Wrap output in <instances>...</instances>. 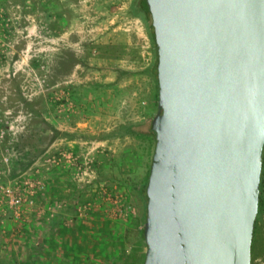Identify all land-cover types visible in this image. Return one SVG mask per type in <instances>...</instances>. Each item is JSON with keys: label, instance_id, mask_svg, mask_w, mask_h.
I'll use <instances>...</instances> for the list:
<instances>
[{"label": "rangeland", "instance_id": "obj_1", "mask_svg": "<svg viewBox=\"0 0 264 264\" xmlns=\"http://www.w3.org/2000/svg\"><path fill=\"white\" fill-rule=\"evenodd\" d=\"M135 3L0 0V183L22 175L45 181L18 215L0 198V259L17 256L21 235L40 240L21 227L47 226L55 215L60 221L51 230L80 229L83 242L76 241L88 258L81 264H106L105 251H114V264H136L143 253L137 190L152 142L111 133L119 123L147 121L155 109L153 46ZM62 151L71 153L70 164H52ZM255 218L249 263L264 264V209Z\"/></svg>", "mask_w": 264, "mask_h": 264}, {"label": "water", "instance_id": "obj_2", "mask_svg": "<svg viewBox=\"0 0 264 264\" xmlns=\"http://www.w3.org/2000/svg\"><path fill=\"white\" fill-rule=\"evenodd\" d=\"M156 55L142 264H249L264 0H140Z\"/></svg>", "mask_w": 264, "mask_h": 264}, {"label": "trees", "instance_id": "obj_3", "mask_svg": "<svg viewBox=\"0 0 264 264\" xmlns=\"http://www.w3.org/2000/svg\"><path fill=\"white\" fill-rule=\"evenodd\" d=\"M135 6L139 12L138 13L139 16L146 23V26H147L148 31H149L151 43L153 46V59H152L151 64L149 66V71H150L151 77H152L153 82H154L153 90H152L153 91V93H152V105H153V107H155V101H156V73H155L156 55H155L154 44H153L152 29L150 26V16H149V12L143 8L140 0H136ZM150 118L151 117H149V119L147 121L139 120V121H126L123 123H119L114 129L111 130V133L116 135V136L133 135V136H137V137H144L147 140H150L152 142L151 147L153 148L154 138H153V135L149 129ZM263 152H264V144H263L262 150H261V169H260V176H259V183H258V198H257V209H256L257 215L260 214L262 212V210L264 209V155H263ZM150 159H151V155L149 157V161H148V164H147V167L145 170V174L142 178V182H141V184L137 190L139 195L141 196V198L143 200V209L145 208V206H144V201H145L144 186L146 183V176H147V172H148V168H149V164H150ZM143 217H144V210L142 213V222H143ZM58 221H60V218H58L56 215L51 217L47 223V225L49 227L48 231H50V229H52L55 225L57 226ZM142 226H143V223H142L141 227L139 228V235H140L141 239H143ZM91 227H95V225L91 226ZM58 228L59 229H58L57 235L59 234L58 237H60V238L59 239H53V236L48 238V239H52V242L54 244L59 243L61 246L60 250L58 251V254L57 255L54 254V256H53V259H54L53 263L54 264H70V263L81 264V260H87L88 258L86 256V254L83 253L84 251L82 249L83 247H85V245H83V244L81 245V243H78L76 241V238H77L79 241L83 242L82 237L80 236L81 232L80 233L78 232V231H80L78 226H75V227L69 229V231H66L64 233H63V229H60V228H62L61 225H59ZM116 228H117V226L112 227L110 229V231L108 232V234L110 236L109 237L106 236L110 243L112 242V238L117 236V229ZM20 229L22 230V233H24L26 235L27 234L31 235V233H32V235H34L35 229H36L35 222L31 225V227L23 226ZM88 229H90V228H88ZM255 229H256V218L254 219V222H253L252 232H254ZM92 230H93V228H92ZM67 232L69 233L70 236L73 237V243L74 244L72 246L70 245V243H66ZM90 233H91V237H93V238H94V236L95 237L97 236V232H95V231H92ZM87 234H88V232L85 233L86 236H88ZM23 237L25 238V241H23V243L27 244L29 248H32L34 241L32 243L31 240H28L29 238L21 235V238H23ZM91 237H89L87 242L92 243ZM101 239H102V242H104L106 240L104 237ZM97 245L99 247V248L97 247L99 249V254H103L104 249L100 246L99 243ZM94 248H96V247H94ZM55 250H58V249H55ZM113 252H111V251L106 252L105 251V255L104 254L102 255L103 259L107 258L106 264H114L115 258H114V256H112ZM28 259H30V260H28ZM142 259H143V253L141 254V256H140V258L136 264H142ZM45 261H46L45 264H53L52 262H49L48 260H45ZM100 262H101V260L97 261L95 258H93L92 260H90L86 264H103V261L101 263ZM38 263H39V261H38L37 257H35V252L32 255H29L28 258H24V256H22V254L18 253L14 259H12V258L7 259V260L4 258L0 259V264H38ZM39 264H41V263H39Z\"/></svg>", "mask_w": 264, "mask_h": 264}, {"label": "built area", "instance_id": "obj_4", "mask_svg": "<svg viewBox=\"0 0 264 264\" xmlns=\"http://www.w3.org/2000/svg\"><path fill=\"white\" fill-rule=\"evenodd\" d=\"M64 156V159L61 158ZM50 162L54 165H58L61 160L64 164L68 165L73 160V157L70 152H59L57 156H51L49 159ZM45 181L43 178H33L29 176L22 175L17 179H14L12 182L0 183V198L6 204L13 215H18L19 211L24 207L32 206L35 202L34 195L37 190L44 189ZM116 196V195H114ZM116 201V199H114ZM86 204H89V201H86ZM119 211L122 208L118 209ZM4 211L0 208V215Z\"/></svg>", "mask_w": 264, "mask_h": 264}, {"label": "crops", "instance_id": "obj_5", "mask_svg": "<svg viewBox=\"0 0 264 264\" xmlns=\"http://www.w3.org/2000/svg\"><path fill=\"white\" fill-rule=\"evenodd\" d=\"M56 216L58 217V215ZM41 224L42 222L40 223L38 221L35 222V225H36L35 235H37V237H39L40 240L34 242L33 247H32L33 249L29 248L27 244L25 243H19L17 246V253L22 254L24 258H28L29 255H32L35 252V257H37L39 263L45 264L46 262L45 260H48L49 262L53 263L54 261L53 256L54 254L55 255L58 254V251L60 250L61 246L59 243L54 244L52 242V239H48V238L53 236V239H59L60 237H58L59 234L57 235L56 229L55 230L50 229V231H48L49 230L48 225L46 226L44 224L43 226H41ZM55 249H58V250H55Z\"/></svg>", "mask_w": 264, "mask_h": 264}]
</instances>
